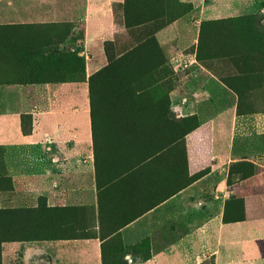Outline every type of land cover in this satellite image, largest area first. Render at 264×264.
<instances>
[{
	"label": "crops",
	"instance_id": "0c3cea01",
	"mask_svg": "<svg viewBox=\"0 0 264 264\" xmlns=\"http://www.w3.org/2000/svg\"><path fill=\"white\" fill-rule=\"evenodd\" d=\"M179 1L190 9L155 31L158 55L207 79L215 76L199 57L210 59L208 31L234 28L208 22L264 13V0ZM122 2L64 0L60 6L56 0H0V38L8 30L69 21L65 46L72 49L71 36L81 27L79 55L85 65L84 80L0 84L5 116L15 111L34 117L32 133L24 138L31 145L32 184L49 196L41 203L46 213L38 225L47 227L46 238L3 242L1 264H12L3 259L4 246L16 251L15 264H264V141L235 133V104L229 107L226 136L214 119L184 136L185 172L171 170L167 155L165 168L155 171L151 153L144 151L118 147L94 157L99 128L108 131L111 123L93 127L87 78L107 62L104 42L133 40L119 16ZM232 56L230 77L247 76L248 65L236 68ZM255 73L264 95V71Z\"/></svg>",
	"mask_w": 264,
	"mask_h": 264
},
{
	"label": "rangeland",
	"instance_id": "374dc122",
	"mask_svg": "<svg viewBox=\"0 0 264 264\" xmlns=\"http://www.w3.org/2000/svg\"><path fill=\"white\" fill-rule=\"evenodd\" d=\"M62 1L64 0H56V4L61 6ZM69 1L73 5L80 2ZM62 23L65 31H70L69 27L73 26L69 21ZM216 23H230L234 28L208 31L210 46L207 57L210 59L200 58L199 62L215 78L201 77L191 73V66L172 61L166 66L168 77L160 82L151 79L145 92L139 90V85H135L137 92L134 91L135 88L128 94L120 91L113 107L112 103L105 101L110 109L109 114L104 116L106 119L101 118V115L98 117L101 126L109 120L111 127L107 131L104 125L101 131L100 124L97 123L100 135L95 139L96 153L118 147L124 151H144L149 154L155 150H164L170 153L167 154V166L174 170L177 167L176 161L179 165L178 158H184L183 135L201 122L214 119L221 124V135L226 136L229 107L234 104L235 109L232 110L236 116L235 133L239 135L245 131L251 135H259L264 141V127L260 130L257 127V119L264 118V95L259 91L262 78L255 76V72L260 75L264 71V13L222 19ZM241 45L248 52L245 55L247 65L249 64L247 76L230 77V56L236 58V68H239L240 59L244 56ZM206 48L207 46L205 51ZM112 56L113 53L110 52L107 58ZM178 104L179 107L176 108ZM4 113L5 110L0 109V209L31 208L35 201H48L49 198L32 184L34 164L31 145L24 138L32 133L34 117L26 113L17 114L15 111L7 117ZM162 159L159 156L154 160V165H157L155 171L165 168ZM181 169L185 172L183 161L178 166V170ZM10 251L4 246L3 259L15 264L16 251Z\"/></svg>",
	"mask_w": 264,
	"mask_h": 264
},
{
	"label": "trees",
	"instance_id": "16d2710c",
	"mask_svg": "<svg viewBox=\"0 0 264 264\" xmlns=\"http://www.w3.org/2000/svg\"><path fill=\"white\" fill-rule=\"evenodd\" d=\"M120 6L121 22L127 30L132 31L133 40L120 44L112 41L104 42L106 58L110 52L113 56L107 58L106 64L87 78L94 128L98 123V117L100 115L101 118L106 117L110 112L106 102L112 103L113 107L120 91L126 94L132 93L135 85H139L141 86L138 87L139 90L145 92L151 79L160 82L168 77L166 68L168 63H165L158 55L160 48L154 33L190 9L187 3L179 0H123ZM220 20L222 19L209 21V23H216ZM205 23L203 22L202 25ZM32 26L21 31L8 30L2 34L0 38V80L2 79L0 84L84 80V58L79 55L82 51L81 27L78 28V35L73 33L74 36H71L73 45L72 49H68L65 46V39L68 38L70 31L64 30L63 23H42ZM200 42L197 57L201 55L202 40ZM242 50L246 55L247 48L244 45H241ZM243 63L246 64H240V66L246 67L247 62ZM232 64L237 66L235 62ZM134 91L137 92V88ZM236 91L241 94L238 89ZM197 126L183 135V141L184 136ZM93 152L96 157L95 140ZM167 154L170 155L167 151L155 150L151 153L152 161ZM178 159H180L179 165L182 161L185 164V154L184 158ZM176 163L178 167V161ZM205 170L188 177L184 182L187 183L200 176ZM43 202L45 201H38L35 208L0 209V249H2L3 242L36 240L42 238L40 236L46 238L47 227L38 226L43 221L40 216L46 213L42 212L41 203ZM57 210L62 209L55 208L54 211ZM240 217L236 216V218ZM60 231L57 230V232ZM57 236L63 235L57 234Z\"/></svg>",
	"mask_w": 264,
	"mask_h": 264
}]
</instances>
